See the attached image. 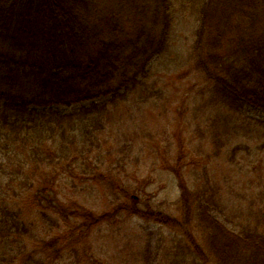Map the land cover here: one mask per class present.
I'll return each instance as SVG.
<instances>
[{
  "label": "trees",
  "instance_id": "1",
  "mask_svg": "<svg viewBox=\"0 0 264 264\" xmlns=\"http://www.w3.org/2000/svg\"><path fill=\"white\" fill-rule=\"evenodd\" d=\"M186 28L195 31L192 56L206 53L196 61L207 79L202 93L224 132L230 139L240 130L260 132L264 0H0V230L6 231L0 232V248L11 259L26 247V226L9 216L5 202L12 190L8 162L19 140L26 145L32 139L40 148L53 141L57 157L86 151L79 140L87 142L91 128L101 127L111 105L145 89L149 94L155 62L167 71L175 67L189 49ZM87 102L77 113L57 110ZM188 188L181 181L186 219L198 222L202 233L173 236L165 250L161 245V264H264V206L246 209L236 232L210 214L212 197L198 192L190 204ZM144 218L178 228L167 216Z\"/></svg>",
  "mask_w": 264,
  "mask_h": 264
},
{
  "label": "rangeland",
  "instance_id": "2",
  "mask_svg": "<svg viewBox=\"0 0 264 264\" xmlns=\"http://www.w3.org/2000/svg\"><path fill=\"white\" fill-rule=\"evenodd\" d=\"M194 32L184 29L189 49L170 71L155 62L149 94L145 89L111 105L101 127L91 128L87 142L79 140L86 151L57 157L53 141L40 148L19 140L8 162L12 190L5 202L9 216L26 226V247L15 260L0 248V264H161L173 236L202 233L198 222H187L181 181L189 195L212 197L210 214L236 232L246 209L264 206V129H253L255 136L240 130L232 139L224 132L202 93L207 79L196 61L206 53L192 56ZM89 105L57 110L77 113ZM258 151L263 156L255 157ZM152 213L178 228L147 221Z\"/></svg>",
  "mask_w": 264,
  "mask_h": 264
}]
</instances>
